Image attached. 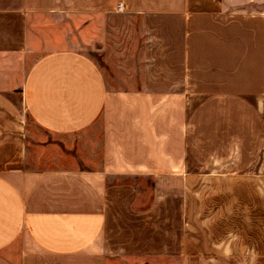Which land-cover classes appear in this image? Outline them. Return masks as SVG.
I'll return each mask as SVG.
<instances>
[{"label": "crops", "instance_id": "obj_1", "mask_svg": "<svg viewBox=\"0 0 264 264\" xmlns=\"http://www.w3.org/2000/svg\"><path fill=\"white\" fill-rule=\"evenodd\" d=\"M108 12L136 55L46 49L32 23ZM28 121L76 164H40ZM202 173L264 187V0H0V264H184L169 181Z\"/></svg>", "mask_w": 264, "mask_h": 264}, {"label": "rangeland", "instance_id": "obj_2", "mask_svg": "<svg viewBox=\"0 0 264 264\" xmlns=\"http://www.w3.org/2000/svg\"><path fill=\"white\" fill-rule=\"evenodd\" d=\"M119 15L108 12L84 19L76 17L71 21L39 16L32 23L38 27V39L46 41V49L72 48L100 64L99 51L103 46L107 50L105 55V51L102 54L112 59L118 54H123L125 59L137 54L136 34L128 26L131 18ZM114 23H120L122 27L116 30L108 27L105 34L104 26ZM104 35H107L105 40ZM28 125L35 138H30L33 139L30 146L38 151L40 164H76L78 156L70 152L65 142L56 140L32 122ZM231 175L224 178L202 173L187 180L184 188L179 187L176 180L169 181V195L174 197V202L169 204L170 216H176V208L180 209L181 201H184L183 219L175 221L170 217V230H174L176 224H183L186 230L184 264H264V187H258L255 181H243L240 174ZM147 185H150L149 181ZM171 209H175L174 214ZM181 262L179 259L169 261V264Z\"/></svg>", "mask_w": 264, "mask_h": 264}, {"label": "built area", "instance_id": "obj_3", "mask_svg": "<svg viewBox=\"0 0 264 264\" xmlns=\"http://www.w3.org/2000/svg\"><path fill=\"white\" fill-rule=\"evenodd\" d=\"M117 9H118V10H122V3H118V5H117Z\"/></svg>", "mask_w": 264, "mask_h": 264}]
</instances>
